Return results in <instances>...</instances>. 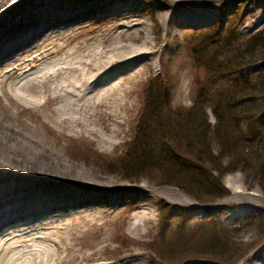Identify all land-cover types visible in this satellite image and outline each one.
<instances>
[{"label":"bare ground","instance_id":"1","mask_svg":"<svg viewBox=\"0 0 264 264\" xmlns=\"http://www.w3.org/2000/svg\"><path fill=\"white\" fill-rule=\"evenodd\" d=\"M136 1L0 0V264H122L99 256L110 226L133 201L131 228L148 222L146 198L59 148L79 137L117 146L124 118L115 104L133 77L119 74L148 57L145 37L131 46L144 29ZM99 16L116 26L83 35Z\"/></svg>","mask_w":264,"mask_h":264},{"label":"rangeland","instance_id":"2","mask_svg":"<svg viewBox=\"0 0 264 264\" xmlns=\"http://www.w3.org/2000/svg\"><path fill=\"white\" fill-rule=\"evenodd\" d=\"M136 2L141 4V15H137L144 23V29L139 35L140 40L131 43V46L143 48L141 42L145 37L148 57L129 64L131 68L119 74L120 81L127 79L128 75L133 77L129 82L126 80L128 93L124 102L115 104V113L124 118V124L119 127L121 134L116 140L117 146L105 151L97 141L84 137L59 142L61 154L67 162L134 189L135 199L140 196L146 198L145 213L149 220L141 232H134L130 226L131 216L138 206V202L133 201L122 208L110 226V242L105 250L99 252V256L105 260L124 256L120 260L122 264H150L151 261L154 264H176L178 257L190 259L184 253L194 254L192 252L197 250L201 253H195L192 259L200 257L201 261H212L218 252L233 256L230 264H264V179L260 178L261 174L256 169L246 174L237 167L228 169L220 179L217 178L227 194L207 203H199L176 187L164 184L161 175L153 171L141 174L133 170L127 174L123 170L125 165H132L131 155L135 156L142 146L155 150L158 147L157 142L144 144V141L137 148L132 146L145 128L150 137L159 134L156 125L151 122L156 123L152 112L146 113L144 106L150 81L155 83L160 96L158 101L165 100L169 109L175 111L188 108L203 88L209 91L231 89L234 83L240 84L241 79L259 75L264 60L247 64L242 69L237 67L227 73L222 72L213 81H210L212 72L205 65L214 52L219 54L216 59L221 60L225 56L223 52L243 49L251 37L264 31V0ZM179 7L181 10H176L168 18V13ZM260 19L262 22H259ZM115 26L106 17L99 16L90 27L85 28L83 35L105 36V30L110 31ZM217 28L222 30L223 39L228 38L229 44L224 47H220L218 36L214 38L216 43L209 45L214 37L212 33L216 32L213 30ZM195 57L201 65H196ZM259 112L248 118L254 119V122L261 118L264 122V109ZM206 114L209 124L215 125L209 109ZM241 126H245L243 120ZM40 128L53 142L50 131L46 129L45 133ZM216 175L214 173L212 178ZM171 207L179 209L170 211ZM178 210L185 212L177 216ZM179 242L184 249L178 248ZM194 246L195 249H192ZM218 246L222 251H216ZM211 250L213 252H209ZM154 254L161 256L155 257Z\"/></svg>","mask_w":264,"mask_h":264},{"label":"trees","instance_id":"3","mask_svg":"<svg viewBox=\"0 0 264 264\" xmlns=\"http://www.w3.org/2000/svg\"><path fill=\"white\" fill-rule=\"evenodd\" d=\"M213 31L216 32L212 33L214 37L209 45H214V38L218 37V40L221 39L220 47L229 44L227 37H221L222 30L217 28ZM223 53V59L217 60L219 54L214 52L210 62L205 65L212 72L210 81L215 80L222 72L227 73L226 71L237 67L242 69L252 62L263 61L264 31L251 37L243 49ZM195 56L198 57V54ZM196 57L194 62L197 65L200 63ZM210 66L213 68L210 69ZM234 84L231 89L209 91L203 88L188 108L171 111L165 100L158 101L160 96L155 83L150 81L144 106L146 113L152 112L156 123L151 122L156 125L159 134L156 136L155 133L154 137H150L145 128L140 131L132 146L137 148L144 141V144L157 142L158 147L155 150L142 146L135 152V156L131 155L132 165H125L124 172L128 174L135 170L145 174L153 171L161 175L160 179L164 184L176 187L199 203L211 202L227 194L217 181L228 169L237 167L244 174L256 169L261 174L260 178L264 179V122L261 118H257V122L248 118L264 109V67L255 78L245 77L241 79V85ZM207 109L216 121L213 126L208 122ZM148 118L151 120V116ZM242 120L245 123L243 127ZM214 173L217 175L213 179ZM176 209L179 208L171 207L170 211ZM178 212L177 216L183 215L185 210ZM177 245L178 248H183L180 242ZM174 250L175 248L172 252ZM216 251H222L221 246ZM189 253H184V256L190 259L178 257L176 264H230L229 261L233 258L229 254L217 252L214 254L216 259L201 261L198 259L200 257L191 258L195 253L201 252L194 250V254ZM150 264L154 262L151 261Z\"/></svg>","mask_w":264,"mask_h":264}]
</instances>
